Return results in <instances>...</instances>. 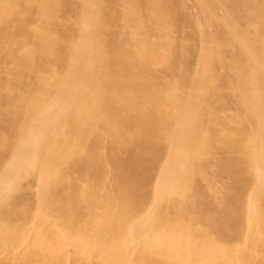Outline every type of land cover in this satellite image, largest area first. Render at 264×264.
I'll list each match as a JSON object with an SVG mask.
<instances>
[{
    "label": "rangeland",
    "instance_id": "374dc122",
    "mask_svg": "<svg viewBox=\"0 0 264 264\" xmlns=\"http://www.w3.org/2000/svg\"><path fill=\"white\" fill-rule=\"evenodd\" d=\"M262 112L264 0H0V175L110 255L105 233L151 222L166 187L258 175L240 161Z\"/></svg>",
    "mask_w": 264,
    "mask_h": 264
},
{
    "label": "bare ground",
    "instance_id": "6f19581e",
    "mask_svg": "<svg viewBox=\"0 0 264 264\" xmlns=\"http://www.w3.org/2000/svg\"><path fill=\"white\" fill-rule=\"evenodd\" d=\"M128 63L133 70L134 63ZM249 91L255 93L257 87ZM133 104L131 110L136 113L137 100ZM125 107L130 110V104ZM261 116L250 119L259 130L264 126ZM234 149L232 145L229 151ZM240 162L259 174L227 175L225 190L205 183L197 190L184 187L172 192L166 187L173 185L170 180L166 189L155 192L152 221L145 223L148 219L142 221V216L138 222V217H133L138 237L137 228L132 222L126 225V220L105 233L104 240L116 243L114 255L96 241L97 246L93 245L80 227L87 225L68 223L65 212L62 218L44 215L47 194L42 190L34 214L26 211V206L20 211L24 199L13 191L20 175L10 169L11 175H0V264H264V148L255 147ZM133 164L137 165L136 160L126 170L134 168ZM43 218L49 226L46 230L35 225L36 219Z\"/></svg>",
    "mask_w": 264,
    "mask_h": 264
}]
</instances>
